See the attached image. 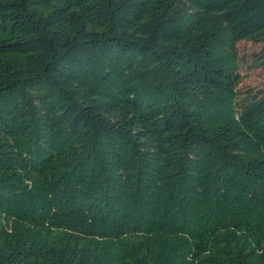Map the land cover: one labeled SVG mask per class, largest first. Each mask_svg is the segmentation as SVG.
Segmentation results:
<instances>
[{"label":"trees","instance_id":"16d2710c","mask_svg":"<svg viewBox=\"0 0 264 264\" xmlns=\"http://www.w3.org/2000/svg\"><path fill=\"white\" fill-rule=\"evenodd\" d=\"M264 0H0V264H264Z\"/></svg>","mask_w":264,"mask_h":264},{"label":"rangeland","instance_id":"374dc122","mask_svg":"<svg viewBox=\"0 0 264 264\" xmlns=\"http://www.w3.org/2000/svg\"><path fill=\"white\" fill-rule=\"evenodd\" d=\"M261 49L262 44H254L250 41H242L237 44L240 59L239 73L242 77L239 89L242 92L250 89L253 91L264 90V67H252Z\"/></svg>","mask_w":264,"mask_h":264}]
</instances>
